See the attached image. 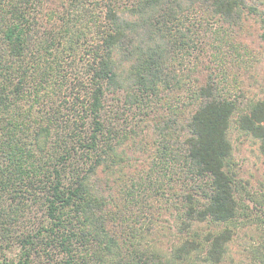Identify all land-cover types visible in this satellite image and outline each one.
<instances>
[{"label":"trees","instance_id":"1","mask_svg":"<svg viewBox=\"0 0 264 264\" xmlns=\"http://www.w3.org/2000/svg\"><path fill=\"white\" fill-rule=\"evenodd\" d=\"M256 11L0 0V264H233L243 221L258 230L250 264H264V199L237 177L229 138L237 115L264 153V98L222 85L217 51L201 60ZM170 202L183 239L162 252L148 233Z\"/></svg>","mask_w":264,"mask_h":264},{"label":"rangeland","instance_id":"2","mask_svg":"<svg viewBox=\"0 0 264 264\" xmlns=\"http://www.w3.org/2000/svg\"><path fill=\"white\" fill-rule=\"evenodd\" d=\"M247 3L253 6L257 13L247 16L240 30L231 31L234 39L227 38L228 44L223 43L219 51L218 48L212 49L208 46V54L201 60L202 63L211 64L208 55L214 54L213 50L217 51L218 65L214 69L219 72L223 67L222 71L225 70L228 76L227 82H223L222 85L232 89L240 99H243L241 96L243 94L245 96L243 100H257L264 98V0H247ZM209 35L211 38L215 34L209 33ZM201 78H203L202 74ZM188 107H183L182 110L185 111ZM148 124L151 125V122ZM150 125L148 142H151L153 136ZM229 138L233 146L230 162L237 177L258 198L264 199V153L260 147V140L238 128L237 115L232 118ZM166 208L161 207L162 213L155 219L148 233L149 242L162 252H169L183 239V235L178 231L177 205L170 202ZM244 222L238 223L237 233L229 244L228 261H232L233 264L251 263L250 247L258 235V230L257 225ZM199 228L203 231L211 230L207 224H201ZM197 256L199 259H196V264H206L200 259L199 254Z\"/></svg>","mask_w":264,"mask_h":264}]
</instances>
